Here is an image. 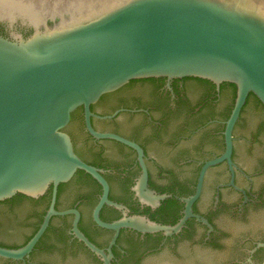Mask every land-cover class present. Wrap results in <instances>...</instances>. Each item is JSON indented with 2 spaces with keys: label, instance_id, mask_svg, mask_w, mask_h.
Masks as SVG:
<instances>
[{
  "label": "water",
  "instance_id": "1",
  "mask_svg": "<svg viewBox=\"0 0 264 264\" xmlns=\"http://www.w3.org/2000/svg\"><path fill=\"white\" fill-rule=\"evenodd\" d=\"M53 13L37 24L33 35L15 41L0 36V202L18 194L38 199L52 187L49 210L35 236L22 248L0 246V257L24 260L35 249L53 217L73 215L71 234L110 264L111 255L93 244L79 228L81 213L57 211L58 188L83 171L103 190L94 209L95 223L116 233L122 229L142 234L179 232L193 214L207 169L227 161L233 165V131L247 100L253 94L264 106V0H62ZM48 22H51L50 26ZM197 78L217 86L234 84L236 100L226 123V149L222 157L203 167L196 194L185 199V216L175 227L159 225L144 217L105 223V205L123 209L109 199V184L101 170L84 162L65 132L71 115L83 107L86 128L96 139L123 143L139 154L144 175L136 189L140 199L156 205L167 196L147 188L143 150L115 134L92 126L91 105L132 80ZM246 116L264 121V109L254 99ZM240 155L243 146H238ZM241 161H244L240 157ZM264 221V214L260 216ZM31 222V221H30ZM61 225L60 221L55 222ZM223 227L248 231L227 220ZM32 225L12 217L0 228V242L17 244L31 233ZM62 247L54 240L50 246ZM263 247L264 245H260ZM187 261L214 264L226 261V251L201 244L186 245ZM193 248V249H192ZM58 252V251H57ZM42 264H90L81 254L61 261L55 251L39 255ZM173 263L159 255L150 264ZM181 261V260H180ZM183 261V260H182ZM0 264H5L0 261ZM174 264H183L182 262ZM264 264V263H263Z\"/></svg>",
  "mask_w": 264,
  "mask_h": 264
},
{
  "label": "flooded vegetation",
  "instance_id": "2",
  "mask_svg": "<svg viewBox=\"0 0 264 264\" xmlns=\"http://www.w3.org/2000/svg\"><path fill=\"white\" fill-rule=\"evenodd\" d=\"M17 1L0 0V36L11 41L18 36L31 37L36 25L44 20L43 16L53 13L62 3V0ZM22 12L32 13L39 20L35 23ZM48 24L52 25L51 22ZM253 97L256 98L249 96L233 131V165L224 161L207 169L201 194L192 207L193 214L207 220L212 229L190 217L179 232L170 235L122 229L112 245L116 233L99 227L93 219L102 187L92 177L77 182L78 172L57 196L56 210L79 211V228L85 224L87 231H81L93 244L111 255L110 264H150L161 254L174 261L162 264H197V261H187L185 246L190 244L228 253L226 261L215 259L214 264H263L264 246L260 245H264V221L260 216L264 214V121L255 123L246 116ZM235 100L234 89L229 83L217 86L197 78H152L132 80L91 105L95 131L121 136L143 150L147 188L158 197L167 196L156 205L154 201L143 202L136 192L144 175L138 152L115 140L94 138L86 128L84 108L73 112L65 132L71 137L75 153L88 165L101 170L109 184V199L123 207L105 205L100 213L101 220L114 223L140 216L167 227L178 225L185 216L184 200L197 192L203 167L225 153L224 133ZM240 145L245 150L242 155L238 149ZM15 197L17 195L8 200L15 201ZM41 198L11 206L8 200L0 202V228L13 216L22 224L32 225L31 233L22 242H0L1 247L19 249L35 236L25 243L35 231L39 214L46 209V205L39 202ZM50 203L51 199L45 215ZM227 220L248 231L228 230L223 227ZM56 221L61 225H56ZM73 221V215L53 217L49 227L52 226L56 233H49L45 239L44 234L39 241L41 244L38 246V242L29 256L18 261L0 257V261L42 264L38 256L51 249L63 262L69 256L77 258L83 254L90 264H104L101 257L71 234ZM67 225H71L66 230L69 238L63 243L55 235L59 234L57 229H66ZM53 240L62 247L50 246ZM198 262L200 264V260Z\"/></svg>",
  "mask_w": 264,
  "mask_h": 264
},
{
  "label": "trees",
  "instance_id": "3",
  "mask_svg": "<svg viewBox=\"0 0 264 264\" xmlns=\"http://www.w3.org/2000/svg\"><path fill=\"white\" fill-rule=\"evenodd\" d=\"M202 80V79H201ZM207 81V80H206ZM210 82V81H209ZM230 85H232V87H233V89H234V99L236 98V90H237V88H236V86L234 85V84H230ZM251 96H254L253 94H251ZM256 100H257V102L259 103V104H261V102L257 99V98H255ZM262 105V104H261ZM86 177H90L91 178V176L90 175H88V174H86L85 172H83V171H78V173L76 174V176H75V180L77 181V182H82V181H84L85 179H86ZM65 186H66V184H61L60 185V187H59V190H58V196L61 194V192H62V190L65 188ZM51 195H52V187L50 188V190L47 192V194L46 195H44L41 199H40V201L39 202H41L42 204H44V205H46V209L41 213V214H39V221L37 222V224L35 225V231H34V233L32 234V236H30V237H28L27 239H26V242L25 243H27L34 235H35V233L38 231V229H39V227H40V225H41V223L43 222V218H44V215H45V213H46V210H47V208H48V205H49V202H50V199H51ZM15 199V201H10V200H8L7 202H8V204H10V206L13 204V203H16V202H20V201H32L33 202V198H30V197H27V196H24V195H22V194H18L17 195V197H15L14 198ZM0 205H1V203H0ZM14 205V204H13ZM13 212V211H12ZM91 224H93V223H91ZM71 225H67V227H66V229H57V231H58V233L59 234H56L55 235V237H56V239H58V240H60L61 242H63V243H65L66 241H67V239L69 238L68 237V235H67V232H66V230L70 227ZM81 229L84 231V232H86L87 231V228H86V226H85V224H83L82 223V226H81ZM64 230V231H63ZM52 232H54V233H56V231H55V229L52 227V226H50L49 227V229L47 230V232L45 233V235H44V239L46 238V237H48V234L49 233H52ZM41 241H43V240H41ZM41 244V242H39V244H38V246Z\"/></svg>",
  "mask_w": 264,
  "mask_h": 264
},
{
  "label": "bare ground",
  "instance_id": "4",
  "mask_svg": "<svg viewBox=\"0 0 264 264\" xmlns=\"http://www.w3.org/2000/svg\"><path fill=\"white\" fill-rule=\"evenodd\" d=\"M7 1V0H6ZM23 1V0H22ZM61 1V0H60ZM17 2H20L19 0L17 1ZM56 2H57V0H56ZM63 2V1H62ZM59 5V4H58ZM22 6V5H21ZM10 7V6H9ZM13 7V6H12ZM22 14H24V15H26L29 19H33L32 21L33 22H35V23H37V21L39 20H36L35 19V17H36V15L34 16L32 13L31 14H29V13H27V12H22ZM43 15V14H42ZM43 17H45V15L43 16Z\"/></svg>",
  "mask_w": 264,
  "mask_h": 264
}]
</instances>
